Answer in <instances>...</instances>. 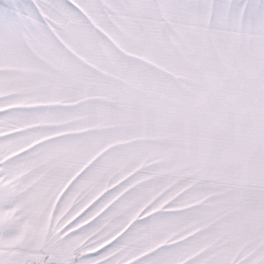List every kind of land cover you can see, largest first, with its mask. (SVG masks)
I'll list each match as a JSON object with an SVG mask.
<instances>
[{
	"label": "snow or ice",
	"instance_id": "obj_1",
	"mask_svg": "<svg viewBox=\"0 0 264 264\" xmlns=\"http://www.w3.org/2000/svg\"><path fill=\"white\" fill-rule=\"evenodd\" d=\"M0 264H264V0H4Z\"/></svg>",
	"mask_w": 264,
	"mask_h": 264
},
{
	"label": "crops",
	"instance_id": "obj_2",
	"mask_svg": "<svg viewBox=\"0 0 264 264\" xmlns=\"http://www.w3.org/2000/svg\"><path fill=\"white\" fill-rule=\"evenodd\" d=\"M4 3V0H0V4Z\"/></svg>",
	"mask_w": 264,
	"mask_h": 264
}]
</instances>
